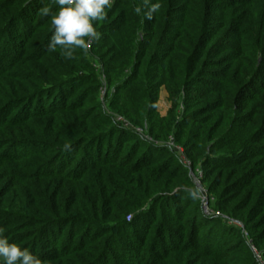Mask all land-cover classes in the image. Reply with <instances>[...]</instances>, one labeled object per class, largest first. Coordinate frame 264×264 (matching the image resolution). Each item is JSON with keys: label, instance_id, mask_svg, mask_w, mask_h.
I'll list each match as a JSON object with an SVG mask.
<instances>
[{"label": "trees", "instance_id": "trees-1", "mask_svg": "<svg viewBox=\"0 0 264 264\" xmlns=\"http://www.w3.org/2000/svg\"><path fill=\"white\" fill-rule=\"evenodd\" d=\"M150 3L65 60L53 0H0V227L47 264H264V0Z\"/></svg>", "mask_w": 264, "mask_h": 264}, {"label": "clouds", "instance_id": "clouds-1", "mask_svg": "<svg viewBox=\"0 0 264 264\" xmlns=\"http://www.w3.org/2000/svg\"><path fill=\"white\" fill-rule=\"evenodd\" d=\"M53 3L58 6L57 11L53 12L49 6L39 10V15L51 17L53 31L48 50L56 52L59 49L65 60L77 59V50L85 55L90 54L92 44L99 41L102 36L97 31L96 22L106 20L107 9L113 6L115 0H53ZM142 7L147 8L143 15L147 19H152L160 4L143 0V5L137 6L135 12L141 14ZM4 233L5 229L0 227V260L3 264H47L28 248L9 242Z\"/></svg>", "mask_w": 264, "mask_h": 264}, {"label": "rangeland", "instance_id": "rangeland-1", "mask_svg": "<svg viewBox=\"0 0 264 264\" xmlns=\"http://www.w3.org/2000/svg\"><path fill=\"white\" fill-rule=\"evenodd\" d=\"M166 91H165V89L164 88H161V90H160V92H159V97H158V100H157V104H156V111L158 112V114H159V116L160 117H165L166 115H167V113H168V110L170 109V103L168 102V100H167V93H165ZM177 111V110H176ZM122 120V122L124 123V122H126V120H124V119H121ZM119 122V121H118ZM137 131H139V134L143 137V138H147L148 139V137L145 135V132L143 131V129H137ZM149 141H150V139H149ZM173 142V138H170L169 137V139H168V141H167V145L169 144L170 145V143H172ZM174 143V142H173ZM176 146V145H175ZM177 147H179V146H177ZM190 163V162H189ZM190 167H191V164H190ZM197 168L195 169V174L194 173H191L192 174V177L194 178V183H195V185H196V187L203 193V195H202V199L204 200H206L205 202H204V204L203 205H205L204 206V211L206 212V213H211V211L209 210V202H211V201H213L214 200V196H209L208 195V193H206L207 191H206V186L204 185V187H203V183H201L202 182V179L201 178H198V175L197 176H195L196 175V173L197 174H199V172H201V170H200V168H198L199 166H196ZM202 173V172H201ZM201 179V180H200ZM209 183V182H208ZM213 195V194H212ZM216 213H218V214H220V215H223L222 213H219V212H216ZM217 214V215H218ZM224 216V215H223ZM225 217V216H224ZM226 218V217H225ZM235 225H237V226H241V224L240 223H238V222H235L234 223ZM255 251V250H254ZM260 258V257H259Z\"/></svg>", "mask_w": 264, "mask_h": 264}, {"label": "built area", "instance_id": "built-area-1", "mask_svg": "<svg viewBox=\"0 0 264 264\" xmlns=\"http://www.w3.org/2000/svg\"><path fill=\"white\" fill-rule=\"evenodd\" d=\"M118 121L119 122H122V120L121 119H118ZM124 124L127 126V123L126 122H124ZM139 132V131H138ZM145 139H147V138H145ZM168 146L170 147V148H172L174 151H176V153L179 155V157H180V159H181V161L184 163V165L186 166V167H190V163H189V161L185 158V156H184V154H183V151H182V149H180V147H177V146H175V144L172 142V143H170V145L168 144ZM198 175V178H202V173L201 172H199V174H197ZM207 200V199H206ZM205 199L203 200L202 199V203L204 204V202L206 201ZM205 205H203V207H204ZM258 258H259V256H258ZM263 264V263H262Z\"/></svg>", "mask_w": 264, "mask_h": 264}, {"label": "crops", "instance_id": "crops-1", "mask_svg": "<svg viewBox=\"0 0 264 264\" xmlns=\"http://www.w3.org/2000/svg\"><path fill=\"white\" fill-rule=\"evenodd\" d=\"M166 93V92H165Z\"/></svg>", "mask_w": 264, "mask_h": 264}]
</instances>
